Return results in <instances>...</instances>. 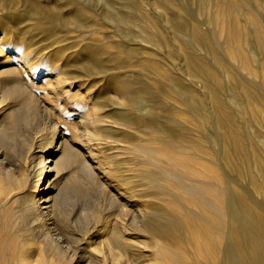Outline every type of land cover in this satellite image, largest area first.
I'll list each match as a JSON object with an SVG mask.
<instances>
[{"label":"bare ground","instance_id":"6f19581e","mask_svg":"<svg viewBox=\"0 0 264 264\" xmlns=\"http://www.w3.org/2000/svg\"><path fill=\"white\" fill-rule=\"evenodd\" d=\"M28 1H25L26 4ZM232 2L233 0L216 1L212 6L216 17L224 18ZM13 3V0H4V3H0V8H10L8 6H13ZM28 4L30 11L38 18L46 15L33 1L30 0ZM71 14L74 24L84 23L82 13L73 11ZM119 17L123 24H132L130 16L120 13ZM0 24L4 26L5 22ZM230 25L221 23L218 29L220 31L221 26ZM231 28L232 26L229 31ZM1 32L0 29L3 39L11 35L10 31L4 36ZM177 32L184 34L185 28L178 29ZM191 36L194 42L203 46L212 55L220 49L218 44L205 41L206 38H202L198 32H192ZM147 38L151 37L146 36ZM12 50L6 51L4 47H0V75L5 72H16L18 75H15V80L12 79L14 81L10 83L14 85V89L9 91L10 96L7 98L5 96L7 90L0 82V264H264V211L263 208L259 209L263 205L260 204L259 207L255 205V201L254 204L243 191L237 206L230 203L225 190L230 182L224 186L226 181L223 183L217 159L220 156H217L211 147L202 146L200 140H191L184 136L177 139L171 122L160 124L153 117H150V121L144 122L138 119L139 115L135 112L127 117L106 99L96 103L98 112H95L92 118H77L78 122L86 127V134L91 140L103 133L99 130L100 127L111 130L114 125L126 127L133 138L140 132L150 135L151 138L148 139L150 146L140 152L149 157L145 167L150 165L151 168L152 165L159 169L146 176L148 183L156 188V199L159 203L139 205L130 188L127 197L124 196L126 199H123L120 215H117L116 210V214L112 211L115 217L110 219L108 215L106 220L103 219L104 222L102 220L103 223H96L88 239L86 237L85 240L88 241L92 240L90 237L94 235L95 245L98 242L99 247H90L92 241L86 246L84 242H78L75 247L69 246L71 244L66 242L68 238L64 237L58 226L56 214L59 182L68 165H76L77 156L80 157L79 161L84 168L90 170L92 165L86 163V157L88 155L91 158L92 151L88 150L91 148L88 147V152L85 153L87 155H84L82 150L78 151L77 155L72 154L64 133L59 129L62 123L65 126L69 124L65 119L72 117L77 110L75 104L66 102V98H71L70 93L74 88L84 85L88 86V92L97 86H103V89L112 88L120 99L128 100L131 106L142 102L143 110H158V101L149 88L141 86L134 79L130 80V85L126 88L122 80L109 78L107 67L103 64L102 52L92 46L83 49L86 59L75 65V68L73 61L57 64L60 59L57 60L56 57L60 50L40 49L33 57H30V53L25 54L21 47ZM183 55V49L180 48L179 56ZM42 57L46 63L37 67L39 64L36 59ZM184 58L185 72L180 71L183 75L187 74L189 67H193V62L197 64L193 58L187 56ZM242 64L248 68L247 60L244 59ZM261 65L264 70V58ZM193 74L204 83L207 82V77H213L208 73L207 66L201 63H198ZM42 80L55 81L56 93H52L49 98L45 94L39 96L33 88L36 83L45 82ZM104 80L106 84L102 85ZM171 82L174 97L185 106L186 112L201 119L204 124L210 123L216 131L224 130L221 134L223 143L221 151L225 158V167L228 164L237 171L247 173L250 188L254 189V194H258L257 198L261 196L264 199V157L255 149L246 153L241 150L243 143H248V138L238 133L232 120L233 113L224 110L216 91H209V98L214 102V106L209 110L196 94L189 92V88L178 80ZM236 83L246 98V104L248 105L250 101L251 104L254 103L248 84L241 81ZM19 95L26 96L29 106L27 109L29 115H25L24 119L32 117L31 110L36 111L35 113L40 112L44 116L47 115L45 117L48 127H38L32 134V131L29 132L26 128L28 125L22 124V129L26 126L28 130L24 132L26 138L25 141L16 142L15 137L21 121L15 118L11 107L7 109L2 103L5 101L7 104L9 100ZM93 97H100V93L94 94ZM89 99L91 100V96ZM49 101H54L55 105L49 104ZM257 101L260 103L258 106L264 108V100ZM88 103L84 100L79 101L81 105ZM54 111L58 113L59 121L52 117ZM257 137L256 135L255 141L258 142ZM122 139L114 138L113 142L123 141ZM91 145L94 146L92 143ZM188 150L194 152L189 153ZM201 153H207L206 160L201 158ZM101 163L98 165L100 172L109 176L110 181L116 186L114 188H122L125 181L123 174L113 170L115 168L105 169L104 166L109 164L106 160ZM225 177L227 178V175ZM162 181L169 190L157 189L158 183ZM231 184L232 182L230 186L234 191L236 184H233L234 187ZM173 191L177 193L172 194ZM117 200L119 201V198ZM149 212L162 217L164 222L146 220ZM228 241L233 243V254L228 250ZM45 251L51 252L53 258L48 259Z\"/></svg>","mask_w":264,"mask_h":264},{"label":"rangeland","instance_id":"374dc122","mask_svg":"<svg viewBox=\"0 0 264 264\" xmlns=\"http://www.w3.org/2000/svg\"><path fill=\"white\" fill-rule=\"evenodd\" d=\"M13 1V6H8L10 8H0V23L5 22L4 26L0 24L1 33L4 36L7 31L11 32L10 37L4 39L0 34V47H4L6 51L21 47L25 54L30 53V57H33L40 49L60 50L56 57L57 60L60 59L57 64L73 61L72 64L75 62V68V65L86 59L83 49L92 46L102 52L103 64L107 67L109 78L122 80L126 88L130 85V80L134 79L141 86L149 88L158 101V110H143L142 102L131 106L128 100L120 99L112 88L103 89V86H97L88 92V86L84 85L74 88L70 93L71 98H66V102L75 104L74 107L77 110L72 117L65 119L69 124L65 126L61 122L62 127L59 129L64 133L72 154L77 155V152L82 150L84 155H87L85 153L88 147H91L88 150L92 151L90 155L93 156L90 158L87 155L86 157V163L92 165L90 170L84 168L79 161L80 157L77 156L76 165L69 164L65 174L62 175L64 178L62 177L59 182L56 214L58 226L64 237L68 238L66 242L71 244L69 246L75 247L78 242H84L85 246L91 244L90 247H99L98 242L95 245L94 235L90 237L92 240L87 241L86 237L88 239L96 223L101 224L108 215L110 219L115 217L112 213L116 214L117 212V215H120V207L124 203L126 195L129 194L130 188L136 201L141 202H138L139 205L159 203L156 199L155 186L149 184L146 178L159 169L152 165L151 168L150 165L145 167L149 157L140 152L143 148L150 146L148 140L151 138L150 135L140 132L133 138L130 130L126 127L114 125L111 130L100 127L99 130L103 133L98 135V138L94 137L91 140L86 134V127L78 122L77 118H92L95 112H98L96 103L105 99L127 117L130 113L135 112L139 115L138 119L144 122L150 121V117L156 118L160 124L171 122L174 126V136L177 139L184 136L191 140H200L205 148L211 147L216 155L220 156L217 159L222 161L217 160L223 183L227 182L224 183V186L229 182H232L231 185L236 184L235 187L232 186L236 188L235 192L230 183L225 187L230 203L237 206L240 203L238 200L244 193L253 203L255 201L256 204H254L258 207L260 204L263 205L259 209L263 208L262 211H264V199L260 196L259 200L258 194H254V189L250 188L248 174L237 171L228 164L225 167L221 135L224 130L217 129L218 131H216L210 123L204 124L201 119L186 112L185 106L177 101L174 97V90L171 88V81L178 80L183 86L190 89L191 94H196L209 110L214 106V102L209 98V91H216L224 110L233 113L232 120L238 133L244 138H248V143H243L244 148L242 147L241 150L246 153L253 152L255 149L264 157V108L258 106L260 103L257 101L258 99L262 102L264 100V70L261 65L262 58H264V0H233L224 18H217L213 11L212 6L218 0H157V2L156 0H31L45 12L46 15H41V18L30 11L28 4L30 0L27 4L26 0H21L20 4L19 0ZM2 2L4 3V0H0V3ZM73 11L82 13L84 22L82 25L72 22L71 13ZM120 13L130 16L132 24H123L124 22L120 21ZM221 23L223 25L231 24V30L229 31L230 26H221L219 31ZM181 28H185L184 34L177 32ZM192 32H198L202 38H206L205 41L218 44L219 51L213 55L210 54L203 46L193 41ZM146 36L151 38L146 39ZM180 48L183 49V56H179ZM184 56L195 59L197 64L193 62V67H189L187 74L183 75L180 74V71L185 72ZM244 59L248 61V68L242 64ZM36 60L39 64L37 67L46 63L44 57ZM198 63L207 66L208 73L213 76L207 77L208 80L205 83L202 82V79L193 76ZM15 75L18 76L16 72H5L0 75V82L7 90L6 98L14 89V85L11 84L15 80ZM42 81H45L44 84L38 82L33 87L39 96L45 94L49 98L52 93H56L54 80ZM237 81L248 84L251 90L250 95L255 100L254 103L251 104L250 101L248 105L246 104V98L237 85ZM104 83L105 80L102 85L106 84ZM97 93H100V97L92 98ZM25 97H21V95L15 99L11 97L13 100H9L10 102L7 104L5 101L2 103L7 109L11 107L10 110L13 109L15 118L21 121L20 128L17 130L18 135L16 134L15 137L16 142L25 141L26 128L33 134V131L38 127H48L45 117L47 115L44 116L40 112L37 114L36 111L31 110L32 117L24 119L25 115H29V110H27L29 106ZM81 100L89 103L81 105L79 104ZM48 103L55 105L54 101ZM99 113L102 112L99 111ZM57 116V112H52V117L59 121ZM29 120L31 121L29 122ZM22 124H27L28 127L25 126L26 128L24 127L23 130ZM256 135L258 142L255 141ZM114 138H123V141L113 142ZM188 152L193 153L194 151L188 150ZM201 156L203 160L208 157L207 153H201ZM104 160L109 162L108 165L104 164L106 167L103 165L105 169L115 168L113 170L123 174L122 177L125 181L122 188L127 187L126 190L125 188L124 190L118 187L114 188L116 186L110 181L109 176L100 172L98 165H101L103 163L101 161ZM224 175H227V178ZM127 179L129 180L126 181ZM165 185V182H159L157 189L160 191L169 190ZM119 192L120 194H116ZM175 193L177 192H172V194ZM252 197L253 199H251ZM146 200L147 202H145ZM109 202L110 204H108ZM152 213L149 212V216L146 215V220L164 222L162 217ZM97 220L98 222H96ZM88 242L91 243L88 244ZM227 245L229 252L233 254V243L228 241ZM45 254L48 259L53 258L51 252L46 253L45 251Z\"/></svg>","mask_w":264,"mask_h":264}]
</instances>
